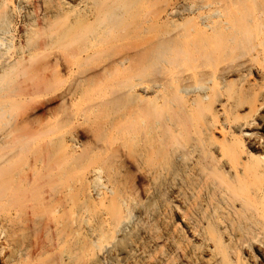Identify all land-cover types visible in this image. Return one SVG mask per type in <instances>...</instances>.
<instances>
[{
  "label": "bare ground",
  "instance_id": "bare-ground-1",
  "mask_svg": "<svg viewBox=\"0 0 264 264\" xmlns=\"http://www.w3.org/2000/svg\"><path fill=\"white\" fill-rule=\"evenodd\" d=\"M0 127V264H264V0H0Z\"/></svg>",
  "mask_w": 264,
  "mask_h": 264
},
{
  "label": "rangeland",
  "instance_id": "rangeland-1",
  "mask_svg": "<svg viewBox=\"0 0 264 264\" xmlns=\"http://www.w3.org/2000/svg\"><path fill=\"white\" fill-rule=\"evenodd\" d=\"M18 17H20V18H18ZM15 24H16V26L18 25L17 28H19L21 26V24H22L21 16H19V15L16 16ZM47 102L48 103H46V101L45 102L42 101V105L39 106V108L34 112V117L36 119L44 118L48 114L53 113L57 109L56 103L54 104L53 102H50V101H47ZM22 112H23V110L21 111V109L12 110L13 115H17V114L20 115ZM18 115H17V117H18ZM44 122H46V121H44ZM17 130L18 131H17L16 135L17 136L19 135V137H27V136L33 137L35 134V124L32 122L27 123V124H20L17 127ZM0 131H1V127H0ZM29 158L30 157H26V154H24V153L19 154L17 157V162H16L17 164L15 165V171L16 172H27L26 166L29 165V163H30Z\"/></svg>",
  "mask_w": 264,
  "mask_h": 264
}]
</instances>
